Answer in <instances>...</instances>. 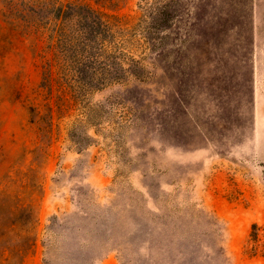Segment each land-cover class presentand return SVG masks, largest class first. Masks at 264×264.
<instances>
[{"label":"rangeland","instance_id":"1","mask_svg":"<svg viewBox=\"0 0 264 264\" xmlns=\"http://www.w3.org/2000/svg\"><path fill=\"white\" fill-rule=\"evenodd\" d=\"M0 264H264V0H0Z\"/></svg>","mask_w":264,"mask_h":264},{"label":"trees","instance_id":"2","mask_svg":"<svg viewBox=\"0 0 264 264\" xmlns=\"http://www.w3.org/2000/svg\"><path fill=\"white\" fill-rule=\"evenodd\" d=\"M79 18L80 21H84L77 27H80L77 30V38L67 39V36L63 34V29L59 28L56 31V44L60 46L61 52H63L65 57L69 54L67 59H70L72 64L76 66L75 74L78 84L82 83V87H84L93 81L92 78L87 80L86 78L95 65L99 66L97 58L101 56L100 52H102V42L100 40L103 35H107L109 28H107L100 16L89 10H86ZM82 79H85L86 83L83 84ZM75 82L77 83V81Z\"/></svg>","mask_w":264,"mask_h":264}]
</instances>
